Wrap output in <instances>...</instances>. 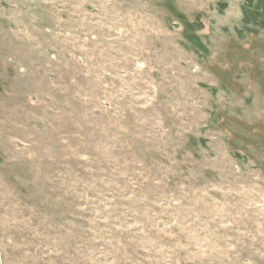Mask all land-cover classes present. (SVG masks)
Segmentation results:
<instances>
[{"label":"rangeland","instance_id":"1","mask_svg":"<svg viewBox=\"0 0 264 264\" xmlns=\"http://www.w3.org/2000/svg\"><path fill=\"white\" fill-rule=\"evenodd\" d=\"M0 264H264V0H0Z\"/></svg>","mask_w":264,"mask_h":264}]
</instances>
